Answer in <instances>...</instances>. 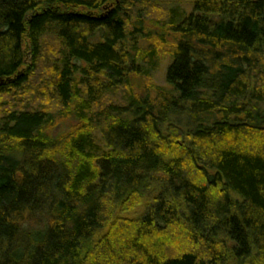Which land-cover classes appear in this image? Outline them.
<instances>
[{"label":"trees","instance_id":"trees-1","mask_svg":"<svg viewBox=\"0 0 264 264\" xmlns=\"http://www.w3.org/2000/svg\"><path fill=\"white\" fill-rule=\"evenodd\" d=\"M0 264H264V0H0Z\"/></svg>","mask_w":264,"mask_h":264},{"label":"rangeland","instance_id":"rangeland-1","mask_svg":"<svg viewBox=\"0 0 264 264\" xmlns=\"http://www.w3.org/2000/svg\"><path fill=\"white\" fill-rule=\"evenodd\" d=\"M165 65H166V62H164L162 64L161 70L158 71L157 74H155V77H154V80H156L157 83H159V84H162L164 82L162 77H163V73H164V69L163 68L165 67ZM69 126H70V123L67 120H64V121L62 120L61 122L58 123V125H57V127L55 129V132H62V131L66 132V131H68Z\"/></svg>","mask_w":264,"mask_h":264}]
</instances>
